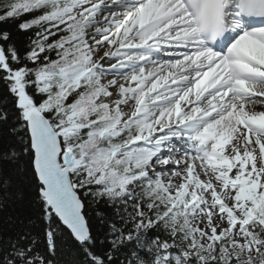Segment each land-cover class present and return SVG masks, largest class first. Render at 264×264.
<instances>
[{"label": "trees", "instance_id": "obj_1", "mask_svg": "<svg viewBox=\"0 0 264 264\" xmlns=\"http://www.w3.org/2000/svg\"><path fill=\"white\" fill-rule=\"evenodd\" d=\"M77 1L0 0V50L7 66L0 64V264H153L165 252L185 264H222L217 260L229 240H214L219 251L210 255L190 246L191 230L185 218H178L168 231L169 213L161 195L147 193L142 176L127 169L130 159L112 156V149L125 142L107 134L117 118L107 119L96 111L83 114L87 108L97 109L92 104L97 91L67 94L94 77L78 79L88 58L81 59L70 50L82 41L81 34L89 26L88 19L83 22L67 13ZM63 13L68 19L60 20ZM42 72L56 74L53 90L37 87L35 79ZM14 73L23 74L21 89L12 82L10 74ZM20 94L42 109L57 131L70 118L86 116L80 119L85 125L79 136L61 140L63 148L72 147L70 153L76 160L90 165L89 170L80 168L71 174L90 231L83 242L51 213L41 194L25 113L18 106ZM58 96L62 100H56ZM83 97L86 101L81 103ZM76 100L77 112L71 113L67 107ZM254 212L261 227L256 237L264 239V199ZM255 260L264 264L260 244Z\"/></svg>", "mask_w": 264, "mask_h": 264}, {"label": "rangeland", "instance_id": "obj_2", "mask_svg": "<svg viewBox=\"0 0 264 264\" xmlns=\"http://www.w3.org/2000/svg\"><path fill=\"white\" fill-rule=\"evenodd\" d=\"M117 1L127 4V0H83L73 6L75 18L79 17L83 22L88 19L90 26L84 31L82 41H77L70 50L81 59L88 58L85 68L88 66L93 68L94 78L88 81V85L80 84L67 94L80 93L79 96H81L85 92L96 93L97 91L92 101L97 109L86 107L87 110L83 114H92L96 111L95 113L103 112L107 119L117 118L112 126H108L110 128L107 131L108 136L113 140L125 139L122 146H115L118 148L115 159L121 161L130 159L126 163L127 169L132 174L142 175L140 180L147 193L161 195L169 213L168 231L171 232L178 223V218L183 217L186 227L191 230L190 246H195L204 253L208 251L210 255H213L219 251L214 240L224 238L229 241L221 249L218 263L258 264L255 260L257 245L264 246V239L256 237L261 227L256 221H250L248 215L255 206L253 193L256 194L257 200L264 199V162L262 160L264 134L254 130L247 131L244 128L242 143L236 145L228 141L220 142L224 154L218 157V168L214 169L215 172L213 171L214 177L220 178L219 180L223 183L219 186L220 188L206 184L200 177L191 175L183 181L174 180L172 176H168L169 158L164 159L159 165L162 170H167L165 175L154 173L153 170L156 168L154 161L167 147L163 142L181 134L178 129L164 135L159 133L174 126L188 129L186 133L188 139L183 141V144L184 149H189L186 144L192 141L194 132H200V130L203 132L202 127L205 122L202 118L206 110H202L196 103L184 106L178 111L175 104L168 108L170 101L174 98L166 93L154 101L151 99V94L158 90L159 83L156 84L155 80L161 69L154 70L152 67L143 66L144 59L140 58L138 52L129 48L142 46L146 42L148 39L146 34L153 27L155 11L159 5H156L157 0H135L134 6L126 10L121 7L122 3L118 4ZM129 10H132V13L128 12ZM63 14L65 17L59 15L60 20L68 19L69 14ZM164 14H160L159 17ZM144 39L146 40L141 42ZM80 49H83V55ZM75 56L71 58H76ZM5 60V54L0 50V64L7 67ZM10 76L12 82L21 89L24 82L23 74L14 73ZM55 77L57 76L53 72L40 73L35 79L37 87L44 91L50 88L53 90ZM160 80L162 81V78ZM189 94L190 92L186 93V97ZM20 97L21 100L26 99L22 94ZM55 99L62 100V97L58 96ZM79 101L83 103L86 100L83 97ZM259 101L264 103V98H260ZM75 102L67 107L71 113L77 112L78 101ZM60 104L59 108L63 110V103ZM214 104L216 103H211L209 106H216ZM160 106L164 108H159ZM83 117L70 118L67 125L58 130L63 139L67 140L71 136L81 134L85 125L84 121L80 120ZM132 127H136L135 132H132ZM203 134L198 137V141L202 140ZM218 143L212 138L203 151L209 156L217 149ZM193 145L196 150L202 148L197 145V142ZM71 150L72 147H69L68 151ZM239 150L244 152V156L238 153ZM148 156L149 160H147ZM71 158L72 170L81 166L87 170L90 169V165L85 167L80 160ZM224 176L231 181H225ZM206 203L209 206H206ZM213 206H218L224 211L221 212L219 222L216 220L217 216L214 218L210 212V209L214 210ZM228 209L230 215L227 213ZM216 212L219 213L218 210ZM169 262L185 264L183 259L166 252L153 264Z\"/></svg>", "mask_w": 264, "mask_h": 264}, {"label": "bare ground", "instance_id": "obj_3", "mask_svg": "<svg viewBox=\"0 0 264 264\" xmlns=\"http://www.w3.org/2000/svg\"><path fill=\"white\" fill-rule=\"evenodd\" d=\"M156 5L159 6L155 11V21L151 30L155 34L152 38H149L147 44L142 46L143 50H147V54L154 56L153 60L158 56H161L159 55V53L164 54V52L156 50V48L158 47L157 45H160L163 39H165L166 37H171L177 32V30L182 29L181 27L187 23L185 20V18H187L186 12L182 8V6L178 4L177 0H157ZM128 12L132 13V10H129ZM158 13L165 14L159 17L160 14ZM171 14L172 16H169ZM161 24L162 26L160 27ZM165 27L167 28L166 31L163 30L165 29ZM184 34L188 36L194 35L192 30H188L184 32ZM176 37L177 39L181 38V34H176ZM184 41L185 40L181 39L180 43L175 44L174 46H176L177 48L183 47L184 49L183 44H181ZM251 46L253 47V51L255 54L254 57L258 58L259 63L257 64V66L250 64V66L248 67V73H252L250 74L251 76H253V82L255 83L251 82L247 86H245L244 98L248 100L242 102L243 105L238 104L239 101L235 100V96L233 94V97L230 98L231 94L227 92L228 86L231 83L229 82L227 71L225 70L226 66H221L216 69L214 67H209L205 64H202L201 54L199 53H195V55H193L192 57L184 58L182 56L175 59L168 58L169 60H172L169 62L165 59L157 60V62L152 66L154 70L160 68L161 71L157 74V79L155 80L156 84L159 83L157 85L158 90L155 93L151 94V99L154 101L158 99L163 93H166L167 95H170L174 98L172 101H170L168 108L177 105L175 107L178 111L181 110L184 106H190L191 104H193L194 99L201 98L199 102L202 101V104L198 105L202 110L205 109L206 111L204 112V116L202 118V120L205 122L202 127L203 132H201V130L200 132L206 134L209 133L210 140L214 138V140L219 143L225 141L236 145L238 143H242L244 141L243 127L252 126L257 129L264 130V103H261V101H259L260 98H264V34H257L253 36ZM190 47L191 46L188 45L187 49L185 50H188V48ZM163 50L165 51L166 48H163ZM183 53L184 52H181L177 54V56ZM192 62L194 63L192 67L195 68L196 66H198V69L197 72H195L191 76V78L186 79V81H191L186 82L184 80L185 78H187V76H184V74L186 70L189 69ZM245 71H247V69H245ZM219 72L221 74L220 77L222 81L219 84H216L215 80ZM186 75L189 74L187 73ZM160 78H162V81L160 80ZM159 80L161 82H159ZM212 86L214 87V89L211 90ZM251 86H253V88H249ZM220 89L226 90V92L220 95L218 94ZM247 89L251 92L247 91ZM188 92H190V94L188 95V97H186V93ZM210 100L213 101V103L219 104L220 107L217 108L216 111L209 106V104L212 103L210 102ZM199 102L195 103L197 104ZM259 103H261V105H259ZM242 106L245 109L243 118H247L244 123L242 122L243 118L238 117V113L235 112H239L238 107ZM159 108L164 107L160 106ZM247 112H249L248 116L246 115ZM203 128H205V130ZM176 129V126L166 128L161 133H159V135L172 133V131ZM198 137L199 134L196 135V142H198ZM183 143L184 142L180 141L177 137L163 142V144L167 145V147L160 153V156L156 157L154 161L156 168L153 170V172L161 174L163 173L165 175L167 170H162L159 165L164 159L169 158L170 161L168 166L170 171L168 176H172L174 180L183 181L189 175H191L194 177H200L206 182V184H212L214 187H219L221 184L223 185L222 181L216 179L213 173L214 169L218 168V158H209L204 156L203 153L196 151L195 149L192 150V143L187 144V147H189V149H184L185 147ZM202 146H206V144H202ZM217 149L218 151L222 150V148ZM238 153H240L241 156H244L243 151L239 150ZM206 206L209 205L206 203ZM213 208L215 211L210 209V212H212L214 218H216L217 216L216 220L218 221L222 213L220 212L219 207L213 206ZM216 210H218L220 214L217 213Z\"/></svg>", "mask_w": 264, "mask_h": 264}, {"label": "water", "instance_id": "obj_4", "mask_svg": "<svg viewBox=\"0 0 264 264\" xmlns=\"http://www.w3.org/2000/svg\"><path fill=\"white\" fill-rule=\"evenodd\" d=\"M18 106L26 110L25 117L34 151V168L42 185L41 194L51 213L78 242L90 236L84 215V204L74 189L69 167L71 156L64 155L61 140L45 115L29 99L19 100Z\"/></svg>", "mask_w": 264, "mask_h": 264}]
</instances>
